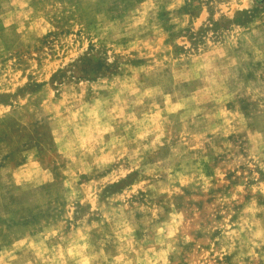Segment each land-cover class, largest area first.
Masks as SVG:
<instances>
[{
    "label": "rangeland",
    "instance_id": "374dc122",
    "mask_svg": "<svg viewBox=\"0 0 264 264\" xmlns=\"http://www.w3.org/2000/svg\"><path fill=\"white\" fill-rule=\"evenodd\" d=\"M0 264H264V0H0Z\"/></svg>",
    "mask_w": 264,
    "mask_h": 264
}]
</instances>
